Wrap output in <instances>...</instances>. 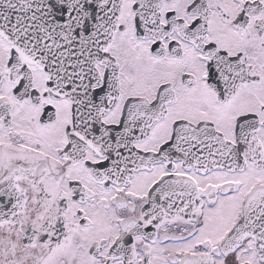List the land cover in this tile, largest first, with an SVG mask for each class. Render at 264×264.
<instances>
[{
	"label": "snow or ice",
	"instance_id": "6c2138e0",
	"mask_svg": "<svg viewBox=\"0 0 264 264\" xmlns=\"http://www.w3.org/2000/svg\"><path fill=\"white\" fill-rule=\"evenodd\" d=\"M0 264H264V0H0Z\"/></svg>",
	"mask_w": 264,
	"mask_h": 264
}]
</instances>
